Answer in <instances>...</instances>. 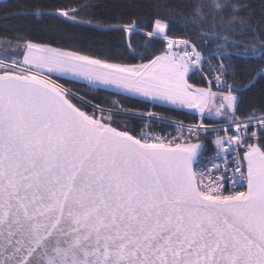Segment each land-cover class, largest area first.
<instances>
[{
    "label": "snow or ice",
    "instance_id": "snow-or-ice-1",
    "mask_svg": "<svg viewBox=\"0 0 264 264\" xmlns=\"http://www.w3.org/2000/svg\"><path fill=\"white\" fill-rule=\"evenodd\" d=\"M89 7L2 17L119 31L140 62L0 31V264H264V97L246 100L264 80V0H170L146 24L135 4L116 24ZM61 80L199 119L156 132L161 113Z\"/></svg>",
    "mask_w": 264,
    "mask_h": 264
},
{
    "label": "trees",
    "instance_id": "trees-1",
    "mask_svg": "<svg viewBox=\"0 0 264 264\" xmlns=\"http://www.w3.org/2000/svg\"><path fill=\"white\" fill-rule=\"evenodd\" d=\"M170 0H0V31L5 27L14 29L16 27L24 26L34 38L46 39L48 37H57L64 43L65 46H72L78 48L85 53L107 56L109 59L124 60L127 62L138 63L139 57L133 59L129 54L125 41L122 38L123 34L119 31H100L93 27H76L71 23H65L63 19L54 16H45L37 18L33 16L23 17L15 16L10 19H3L5 14L19 13L25 10L35 11L33 5H45L50 9H55L64 4H84L89 3L91 7L81 12L80 17L91 16L94 19L98 18L103 22L116 24L126 21L132 9L129 7L132 4L137 5L136 11L139 13L141 20L146 24L147 17L150 13L155 11L154 5H163ZM175 2H183V0H175ZM253 3H259V0H252ZM163 10V9H161ZM182 21L173 19L171 23V32L181 37L185 35L182 27ZM68 37L72 39L69 41ZM159 47V45H157ZM143 49L141 48V51ZM252 61L250 63L242 64L238 71L247 73L251 70ZM199 80V77H196ZM244 82V81H241ZM88 98L95 102H100L96 96H89ZM264 97V80H258L254 88L247 92L246 100L259 104ZM121 103L129 108L146 111L152 109L173 117L182 119L188 122L197 121V115H192L187 111H181L174 108L164 107L161 105H147L141 100L121 96ZM212 122L213 120H205ZM130 124L139 127V119H132Z\"/></svg>",
    "mask_w": 264,
    "mask_h": 264
},
{
    "label": "rangeland",
    "instance_id": "rangeland-1",
    "mask_svg": "<svg viewBox=\"0 0 264 264\" xmlns=\"http://www.w3.org/2000/svg\"><path fill=\"white\" fill-rule=\"evenodd\" d=\"M61 83H64L66 87H72L74 89H78L80 91V94L81 95H89V96H96L98 98V100L100 101V103L104 104L106 107L111 103V101L113 100H118L121 102V98L120 96L125 99L126 97H129V98H133L131 96H125V95H116L115 94V90H103V89H100V90H96V89H92V90H89L88 87L86 86V83L84 82H81V83H75V82H71V81H66V80H61L60 81ZM87 99L91 100L90 98L87 97ZM135 100H138L137 98H133ZM162 106V105H161ZM165 107V106H164ZM166 107H169V108H173L171 106H166ZM176 109V108H174ZM138 110V109H137ZM148 110H152V111H156L154 109L149 108ZM180 110V109H178ZM181 111H187L189 112V110L187 109H184V110H181ZM139 112H144L142 110H139ZM158 112V111H156ZM190 113V112H189ZM198 114H197V118H198ZM119 122L121 123H130L132 120H125L123 117H119L117 118ZM139 119V118H138Z\"/></svg>",
    "mask_w": 264,
    "mask_h": 264
},
{
    "label": "built area",
    "instance_id": "built-area-1",
    "mask_svg": "<svg viewBox=\"0 0 264 264\" xmlns=\"http://www.w3.org/2000/svg\"><path fill=\"white\" fill-rule=\"evenodd\" d=\"M146 111H148V110H146ZM146 111H144V112H146ZM157 113H160V112H157ZM161 114H162V116L165 119H164L163 122H160V121L155 122L154 131H156V132H168V131H172L173 128H174V126H175V123L174 122H176V121H184L182 119H179V118H176V117H173V116H170V115H166V114H163V113H161ZM198 119H199V117H198ZM184 122L186 124L192 123V122H188V121H184ZM141 123H142V121H141V119H139V125ZM205 123H215V122H206L205 121ZM137 130H139V127L137 128Z\"/></svg>",
    "mask_w": 264,
    "mask_h": 264
},
{
    "label": "water",
    "instance_id": "water-1",
    "mask_svg": "<svg viewBox=\"0 0 264 264\" xmlns=\"http://www.w3.org/2000/svg\"><path fill=\"white\" fill-rule=\"evenodd\" d=\"M94 28V27H93ZM96 29V28H95Z\"/></svg>",
    "mask_w": 264,
    "mask_h": 264
},
{
    "label": "bare ground",
    "instance_id": "bare-ground-1",
    "mask_svg": "<svg viewBox=\"0 0 264 264\" xmlns=\"http://www.w3.org/2000/svg\"><path fill=\"white\" fill-rule=\"evenodd\" d=\"M171 116V115H170Z\"/></svg>",
    "mask_w": 264,
    "mask_h": 264
}]
</instances>
